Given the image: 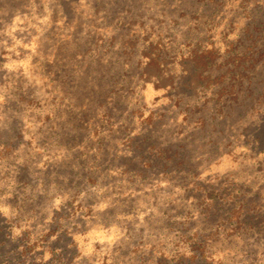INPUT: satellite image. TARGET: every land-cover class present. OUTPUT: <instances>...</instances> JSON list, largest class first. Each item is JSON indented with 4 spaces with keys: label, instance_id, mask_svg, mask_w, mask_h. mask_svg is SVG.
I'll list each match as a JSON object with an SVG mask.
<instances>
[{
    "label": "rangeland",
    "instance_id": "1",
    "mask_svg": "<svg viewBox=\"0 0 264 264\" xmlns=\"http://www.w3.org/2000/svg\"><path fill=\"white\" fill-rule=\"evenodd\" d=\"M0 264H264V0H0Z\"/></svg>",
    "mask_w": 264,
    "mask_h": 264
},
{
    "label": "trees",
    "instance_id": "2",
    "mask_svg": "<svg viewBox=\"0 0 264 264\" xmlns=\"http://www.w3.org/2000/svg\"><path fill=\"white\" fill-rule=\"evenodd\" d=\"M245 56H246V57H247V56H249V57H250V55H249L248 53H247ZM245 56H244V57H245Z\"/></svg>",
    "mask_w": 264,
    "mask_h": 264
}]
</instances>
